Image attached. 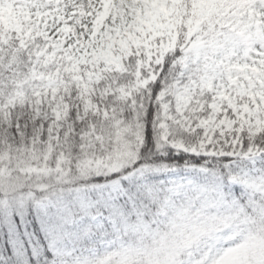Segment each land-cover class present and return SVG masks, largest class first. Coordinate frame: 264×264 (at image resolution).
Instances as JSON below:
<instances>
[{
	"label": "snow or ice",
	"instance_id": "snow-or-ice-1",
	"mask_svg": "<svg viewBox=\"0 0 264 264\" xmlns=\"http://www.w3.org/2000/svg\"><path fill=\"white\" fill-rule=\"evenodd\" d=\"M0 264H264V0H0Z\"/></svg>",
	"mask_w": 264,
	"mask_h": 264
}]
</instances>
